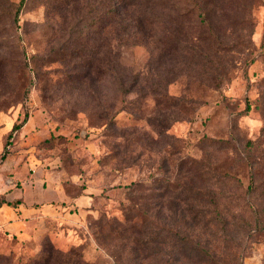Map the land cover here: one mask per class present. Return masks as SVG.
<instances>
[{
  "label": "rangeland",
  "instance_id": "obj_1",
  "mask_svg": "<svg viewBox=\"0 0 264 264\" xmlns=\"http://www.w3.org/2000/svg\"><path fill=\"white\" fill-rule=\"evenodd\" d=\"M21 1L0 0V169L17 150L14 126H49L36 159L72 194L88 184L100 194L76 222L46 221L27 240L0 233V264H264V225L232 236L200 229L211 255L199 260L176 249L170 263L162 247L135 256L127 217L136 204L155 210L153 189L166 177L217 187L234 211V196L250 184L264 203V0L131 3L97 33L89 29L102 44L97 69L81 82L49 43L47 4L25 0L15 22ZM89 2L87 21L97 6ZM136 18L142 30L132 25L129 43H120L121 19ZM165 93L181 104L162 103ZM166 115L174 119L168 128L158 123Z\"/></svg>",
  "mask_w": 264,
  "mask_h": 264
},
{
  "label": "trees",
  "instance_id": "obj_2",
  "mask_svg": "<svg viewBox=\"0 0 264 264\" xmlns=\"http://www.w3.org/2000/svg\"><path fill=\"white\" fill-rule=\"evenodd\" d=\"M135 1L96 0V8H91L95 9L96 15L90 14V20L87 21L88 16L85 14V6H90L89 0H44V3L47 4V12L51 16L48 18L50 25L46 31L48 36L51 33L49 43L56 42L55 49L59 60L66 65L71 64L70 67L73 68L72 78L75 81L86 80L97 69L95 58L102 43L99 42V39H96L95 43L92 42L93 37L92 35L89 37V34H92L88 32L89 29L97 33L96 30L99 27L115 21L114 18L117 17L120 8L127 10L129 4L136 5L141 2L140 0L133 3ZM177 1L173 3H177ZM24 2L25 0H22L15 10V22ZM120 24L121 26L116 32V38L122 44L129 43L130 32L133 33L131 27L134 26L136 29L142 30L137 18L136 20L133 19L131 23L128 20L126 22L121 19ZM126 33H129V36H126ZM105 45H109V42H105ZM159 100L169 106L181 104V101H178V97L170 96L167 93ZM159 100H157L158 105H160ZM156 118L160 119L159 117ZM173 121L174 119L170 115H166L158 123H166L165 126L168 128ZM20 127L14 126L13 130ZM262 153L264 154V148ZM250 156L251 152L249 150L246 151V157ZM181 171L182 168L178 167L177 175H181ZM133 185L146 189L144 181L135 182ZM155 186L153 189L155 192L153 208L155 210L142 204L127 208L130 213V215H127L128 221H130L128 229L132 233V250L135 256H139V253L146 251L143 257L146 259V255L157 254L162 247L167 249L170 263L180 257L175 255L176 249L180 250L183 253L182 255L188 257L197 256L201 260L203 256L209 257L211 252L209 241L202 239L205 233L201 232L200 229H209L212 235H218V232L231 235L230 233L234 232L237 227H242L243 231H247L264 225V203H259V198L255 200L254 195L257 193L259 186H254L253 188L252 184H250L247 191H245V194L250 192L251 197L254 196V202H248L246 200L247 196L245 197L242 190L243 194L234 196L237 201H240L237 204V211L229 208L225 194L217 190V187L196 186L192 180L183 182L182 180H172L171 177L160 178ZM262 187L263 190L260 192L261 199L264 198V185ZM242 199L244 203H242ZM166 200L167 212L163 210V204ZM2 202H4V199L0 200V203ZM248 208L251 216L245 215V212H248ZM112 231V234L116 237L118 235L117 229L111 228ZM119 233L123 237L124 230L122 228L119 229ZM53 253H50L49 258H51V255L53 256ZM77 264L90 263L79 259Z\"/></svg>",
  "mask_w": 264,
  "mask_h": 264
},
{
  "label": "crops",
  "instance_id": "obj_3",
  "mask_svg": "<svg viewBox=\"0 0 264 264\" xmlns=\"http://www.w3.org/2000/svg\"><path fill=\"white\" fill-rule=\"evenodd\" d=\"M49 126H21L17 150L0 169V233L18 240L32 238L46 221L79 220L100 194L92 185L72 194L60 175L47 169L33 154L35 144L49 137ZM39 161V164H37ZM12 174L11 177L8 175Z\"/></svg>",
  "mask_w": 264,
  "mask_h": 264
}]
</instances>
